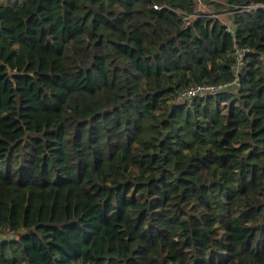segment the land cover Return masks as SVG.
I'll return each mask as SVG.
<instances>
[{
    "label": "trees",
    "instance_id": "1",
    "mask_svg": "<svg viewBox=\"0 0 264 264\" xmlns=\"http://www.w3.org/2000/svg\"><path fill=\"white\" fill-rule=\"evenodd\" d=\"M207 2L233 33L193 0L0 3V264H264V0ZM235 43L238 89L177 102Z\"/></svg>",
    "mask_w": 264,
    "mask_h": 264
},
{
    "label": "built area",
    "instance_id": "2",
    "mask_svg": "<svg viewBox=\"0 0 264 264\" xmlns=\"http://www.w3.org/2000/svg\"><path fill=\"white\" fill-rule=\"evenodd\" d=\"M210 1V0H209ZM195 3V13L197 12H206L208 15L217 17L220 19V16L222 15V12H212L209 11L208 9H203V7L208 4L207 0H193ZM256 5H241L239 7H242L243 9H249L253 8ZM154 8H159V6L154 5ZM194 14H189L183 16L185 22H189L190 18L195 15ZM221 21V20H220ZM221 23L225 26L226 31L232 32L233 33V28H232V20H228L225 22ZM249 51L248 47L245 46H239L238 44H234L233 46V57H234V65H233V71H234V78L231 81L228 82H223V83H201V84H195L191 85L181 91L178 92L176 101L177 102H191L194 99L197 98H205L208 96H215L221 91H226V90H236L239 87V80H238V74L240 69L244 65V57Z\"/></svg>",
    "mask_w": 264,
    "mask_h": 264
},
{
    "label": "rangeland",
    "instance_id": "3",
    "mask_svg": "<svg viewBox=\"0 0 264 264\" xmlns=\"http://www.w3.org/2000/svg\"><path fill=\"white\" fill-rule=\"evenodd\" d=\"M23 0H0V3H3L5 5H12V4H21ZM203 9H208L209 11L214 12H222V15L220 16V19L222 22L228 21L231 19L230 14L231 12L226 9L216 8L214 5L206 4Z\"/></svg>",
    "mask_w": 264,
    "mask_h": 264
}]
</instances>
